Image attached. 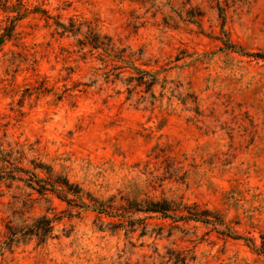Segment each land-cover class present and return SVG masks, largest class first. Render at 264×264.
<instances>
[{
	"label": "rangeland",
	"instance_id": "rangeland-1",
	"mask_svg": "<svg viewBox=\"0 0 264 264\" xmlns=\"http://www.w3.org/2000/svg\"><path fill=\"white\" fill-rule=\"evenodd\" d=\"M259 54L264 0H0V173L105 209L4 174L0 264H264Z\"/></svg>",
	"mask_w": 264,
	"mask_h": 264
},
{
	"label": "trees",
	"instance_id": "trees-1",
	"mask_svg": "<svg viewBox=\"0 0 264 264\" xmlns=\"http://www.w3.org/2000/svg\"><path fill=\"white\" fill-rule=\"evenodd\" d=\"M258 57L264 60V54L257 55ZM17 172L16 169H12L10 171H2L0 173V178H4V174L8 176L7 178L18 180H23L31 189L37 191L39 194H45L47 191H51L53 193H59L58 198L62 201L66 202L69 206H76L78 208H93L97 210L99 213L105 212V209L102 205L100 207H96L98 203L97 200L90 197L92 204L88 205L82 201V196H80V189L69 183L66 179H58L60 181H56L57 185H51L52 189H49L47 183H44L41 179H38L34 174L29 173V177L27 179H22L21 177H16L14 173ZM56 186V187H55ZM71 196V198L69 197ZM134 212H144V213H151V214H159L162 218L170 217V212L173 211L171 205H169L166 201L163 202H150L148 205L142 209V207H138L139 205H133ZM132 208V207H131ZM186 219H191L197 222H202L205 224H213L214 221L211 218H217L212 215L209 211H197L195 213L188 212V215L183 216ZM52 226L51 220L46 217L38 218L35 223L30 226L18 229V230H11L10 236L8 241L13 243L18 239L19 236H36L40 238L41 241H44L46 237L51 233ZM264 251V246L262 247Z\"/></svg>",
	"mask_w": 264,
	"mask_h": 264
}]
</instances>
